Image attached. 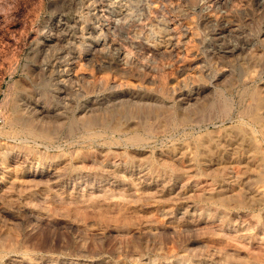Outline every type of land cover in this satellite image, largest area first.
Wrapping results in <instances>:
<instances>
[{
  "label": "rangeland",
  "instance_id": "1",
  "mask_svg": "<svg viewBox=\"0 0 264 264\" xmlns=\"http://www.w3.org/2000/svg\"><path fill=\"white\" fill-rule=\"evenodd\" d=\"M213 2L0 0V264H264V201L213 198L264 194V164L230 166L218 148L196 165L189 128L157 131L142 148L10 129L16 111L61 127L148 94L152 105L202 108L192 138L224 134L222 96L243 78L228 64L241 46L262 49L264 6L218 0L217 13Z\"/></svg>",
  "mask_w": 264,
  "mask_h": 264
},
{
  "label": "bare ground",
  "instance_id": "2",
  "mask_svg": "<svg viewBox=\"0 0 264 264\" xmlns=\"http://www.w3.org/2000/svg\"><path fill=\"white\" fill-rule=\"evenodd\" d=\"M258 2L261 6H264V0H258ZM213 3L214 10L217 13L220 12L221 7L218 5V0H214ZM258 8L264 12V7ZM242 15L244 17L248 15V13L242 12ZM243 17L237 18L238 20L234 19L238 23V27H242V25L245 24V19ZM230 18H232V16ZM260 19L264 21V17ZM234 20L231 21L235 22ZM226 23L223 21H216L211 25L224 28V26L227 25ZM206 25L207 23H205L204 26ZM206 27H208V25ZM245 27L243 26L242 29ZM227 32L229 33V30ZM262 43V49L256 53L245 52L248 48L244 49V47L241 46L242 49L240 48L239 51L243 53V55L228 64L232 67L235 65L242 67L241 75L243 78L240 77L241 79L238 80L235 86L230 84L228 87V95L222 96V113L224 112L225 117H227V119L229 118L232 124L224 134L218 135L217 138L215 135H212L213 131H208L211 136H209V133V135H206L205 132V134H202V137L196 135L192 138L193 132L196 129L198 131V128L201 129L202 108L177 109L175 107L167 108L161 104L152 105L148 103V100L151 98L148 94H139L135 101L119 103L116 106H112V108L109 107L107 110H101L99 113L86 116L83 119L71 114L67 122L61 125V127H56L54 125L37 126L33 116H23L16 111V113L13 114L11 123L9 122L11 124L10 129L15 135L21 133L33 139L49 140L51 139V134H58L62 131L67 134L66 136L77 138L78 143L88 146L99 145L101 143L103 145L112 146V144L114 145L115 143H122L125 146L142 148V146L149 143L156 135L155 133H157V131H162L164 133L169 132L173 137L174 134L175 136L177 135V131L189 128L192 129V132L183 134L182 138L184 140V137L187 138V135H191L189 139H191V145L193 147L191 146L192 156L190 160L194 164L210 165V161L212 160L209 159L210 156L213 157L214 150L217 152L219 148L222 150V155L223 153H227L229 159L228 164L230 166L235 162L240 163L241 161L245 164L244 166L263 165L264 148L260 144L261 141L264 142V42ZM251 45H254V43L251 42L250 46ZM160 89V93L166 91L163 90V87L162 90ZM233 90H235V92H233ZM180 139L181 138H178L177 140ZM183 140L177 142L178 147L183 148L182 144L187 143L186 140L185 142ZM178 147L175 146L173 150L178 149ZM241 150L244 151V155L238 154ZM179 153L181 154L182 152ZM218 165L221 164L218 163ZM258 180L264 181V171L258 173V178L255 181ZM223 181L224 180L220 179L217 182L221 184ZM237 181L238 175L234 177V182ZM222 190H218V194H215L216 196L213 197L216 199V202L222 206H228V202L233 201L232 203L235 202L237 207H251L252 209L254 206L260 208V205L262 206L264 201V194L261 195V193H259V195H249V190L242 191L238 189L237 192L231 195H225Z\"/></svg>",
  "mask_w": 264,
  "mask_h": 264
}]
</instances>
